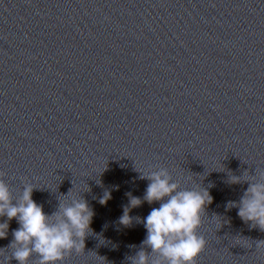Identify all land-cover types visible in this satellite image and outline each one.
<instances>
[{"label":"water","instance_id":"water-1","mask_svg":"<svg viewBox=\"0 0 264 264\" xmlns=\"http://www.w3.org/2000/svg\"><path fill=\"white\" fill-rule=\"evenodd\" d=\"M160 167L213 197L197 264H264V231L225 207L248 187L229 172L264 168V0H0L3 179L14 201L35 187L48 214L70 189L94 211L63 264H130L159 202L119 218Z\"/></svg>","mask_w":264,"mask_h":264},{"label":"clouds","instance_id":"clouds-1","mask_svg":"<svg viewBox=\"0 0 264 264\" xmlns=\"http://www.w3.org/2000/svg\"><path fill=\"white\" fill-rule=\"evenodd\" d=\"M141 174L142 179L150 181L145 194L143 198L130 192L127 194L129 204L123 206L119 222L130 226L133 223L130 209L145 201L149 204L159 202V207L152 208L141 221L147 235L135 255L128 257L130 264H197V257L207 243L199 229L205 208L213 201L209 190L201 186L182 187L165 167ZM3 176L4 173L0 172V217L7 219L0 222V238L8 235L12 219L17 221L19 227L12 232L14 239L8 248L11 255H5L8 249L0 248V264H7L12 258L18 264H29L33 254L38 257L36 264H63L66 256L84 249V237L91 232L94 216L93 209L85 199L70 196V189L63 195L67 199H59L58 209L48 214L43 205L32 198L35 187L25 184L14 201ZM227 182H247L248 187L238 201L226 202V210L237 208V215L245 224L264 231V168L256 167L254 174L247 170L243 175L229 172ZM109 199L111 191L106 190L99 202L106 204ZM255 249H264V240L255 241Z\"/></svg>","mask_w":264,"mask_h":264}]
</instances>
